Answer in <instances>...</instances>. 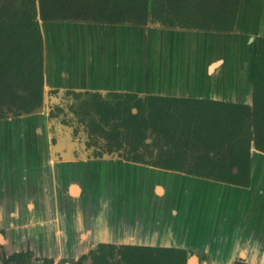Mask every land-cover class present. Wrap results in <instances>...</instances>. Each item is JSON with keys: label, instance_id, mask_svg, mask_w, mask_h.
I'll return each instance as SVG.
<instances>
[{"label": "crops", "instance_id": "crops-1", "mask_svg": "<svg viewBox=\"0 0 264 264\" xmlns=\"http://www.w3.org/2000/svg\"><path fill=\"white\" fill-rule=\"evenodd\" d=\"M243 2L234 29L228 31L38 15L42 110L0 118L3 247L35 246L39 253L64 261L76 260L99 243H137L182 248L187 259L195 256L196 264L199 259L204 264H264L263 151L250 145L247 185L212 178L194 181L198 175L191 174L194 188L181 186L174 192L157 179L161 191L144 194L149 201L134 193L135 200L121 199L110 207V171L120 176L129 167L133 173L139 163L87 156L66 131L51 124L46 103L50 90H74L251 105L256 39L264 36V0H247L239 23ZM127 33L132 34L130 41ZM167 36L169 47L161 46Z\"/></svg>", "mask_w": 264, "mask_h": 264}, {"label": "trees", "instance_id": "trees-1", "mask_svg": "<svg viewBox=\"0 0 264 264\" xmlns=\"http://www.w3.org/2000/svg\"><path fill=\"white\" fill-rule=\"evenodd\" d=\"M239 6L240 0H38L37 6L35 0H0V104H13L20 113L33 110L42 101L43 43L38 15L58 19L80 12L94 21L138 23L150 17L165 26L228 31L234 29ZM143 95L153 104L157 116H164L172 106L174 112L169 110V116L174 118V129L178 117L186 122L180 127L179 141L187 139L190 148L198 147V142L204 144L201 152L190 154L189 161L179 145L159 157L154 165L239 185L249 183L251 141L264 151L263 35L256 39L251 105L208 98ZM124 96V110L129 112L131 106L141 108L139 93L125 91ZM93 98L96 110L103 112L105 118L117 113L123 101L117 99L113 106L99 97ZM98 129L103 134L102 128ZM111 151L113 148L107 150ZM126 159L139 161L138 157ZM97 246L103 253L104 244ZM120 251L130 255L131 264L138 261L186 264L187 260L184 249L171 246L125 244ZM23 255L15 252L4 264H22Z\"/></svg>", "mask_w": 264, "mask_h": 264}, {"label": "flooded vegetation", "instance_id": "flooded-vegetation-1", "mask_svg": "<svg viewBox=\"0 0 264 264\" xmlns=\"http://www.w3.org/2000/svg\"><path fill=\"white\" fill-rule=\"evenodd\" d=\"M38 5V0H35ZM70 15H77V13L66 14V18ZM146 21H149L148 19ZM71 93L73 98L72 108L74 113L81 119L85 125V129L90 136L102 139V145L100 151H95L94 156H101L103 150L107 152L109 148H113V151H117V154L122 158H134L138 157L140 164H148L149 166H156L154 163L159 157L164 156L169 150H175L176 147L181 145V148L185 150L188 161L190 154L201 152L204 149V144L198 142V147L190 148L188 140L179 141L180 127L186 124L182 118L178 117L176 129H174V118L169 116L170 112H174L172 106L168 107V111L164 116H157L154 110L153 104L141 95V108L138 106H131L129 112L124 110V92L108 91L101 93L99 91H74L67 90ZM113 92H117L115 95ZM121 94V95H119ZM115 105L117 99L120 101L119 110L117 113L108 115L105 118L103 112H98L95 107V98ZM43 102V95L42 101ZM135 107V111L134 108ZM51 113V110H50ZM97 124L98 126H94ZM98 128H102L103 134ZM98 139V140H99ZM112 152V151H111ZM121 152V153H120ZM131 160V159H126ZM159 167V166H157ZM104 244V252L98 251V246L91 248L87 253L80 256L75 264H84L83 260L90 259V264H131L130 255H126L120 251L123 244ZM112 247H109V246ZM0 247L3 245L0 244ZM4 248V247H3ZM15 252L24 253V259L30 255V248L22 250H13L9 253L2 251L5 259L1 264H4L8 257ZM133 257V256H132ZM137 258V257H136ZM138 261L136 264H139ZM240 264H247L238 262ZM187 264V260H186ZM192 264H196V260H192ZM203 264V263H198Z\"/></svg>", "mask_w": 264, "mask_h": 264}, {"label": "rangeland", "instance_id": "rangeland-1", "mask_svg": "<svg viewBox=\"0 0 264 264\" xmlns=\"http://www.w3.org/2000/svg\"><path fill=\"white\" fill-rule=\"evenodd\" d=\"M2 2L6 0H1ZM37 6V3H36ZM78 19L81 20V18H84L83 15L80 12H77V15H70L68 18ZM85 19V18H84ZM149 19V18H148ZM127 40L130 41L132 38V34L127 33L126 34ZM165 40L161 39V46L169 47V36L164 38ZM189 40V39H188ZM188 45H193V41H188ZM46 103L49 106V112L50 113V119L51 124L53 126H59L62 128V131L70 135L71 140L76 143L79 148L86 153L87 156H94L95 151H100L102 145V139L92 137L89 135L87 130L85 129L84 123L81 121V119L74 113L72 108V102L73 98L71 97V93L67 91H61L56 92L55 90H50L49 94L47 96ZM134 111L136 110L135 107L133 108ZM18 109L15 105H11L7 102H3L0 104V113L3 114L2 118L10 117L9 114H13V116H19L22 113H17ZM12 116V117H13ZM1 118V117H0ZM66 133H63L62 136L66 141H69V137ZM99 139V140H98ZM121 153V152H120ZM94 154V155H93ZM101 156H108L110 158H117L125 161H132V160H126L122 158L120 155L117 154V151L112 152H106L103 150V153ZM100 156V157H101ZM144 166H149L148 164H144ZM151 166V165H150ZM160 182H147V184L141 180H136L132 177L129 178V175L123 174V176H118V174L114 171H110L109 176V206L113 207L117 204L119 200V196H121L123 191H121V188L123 190L125 189L127 191L128 196L132 195L136 190H139L140 186H144L146 189V192H148L150 195L153 193V190L156 189V186H159ZM146 186V187H145ZM148 195V196H150ZM135 200L134 198H127L125 201H131ZM144 201V200H143ZM129 205V204H127ZM132 205L126 206L128 209L131 208ZM30 248V255L24 259L23 264H75L76 260L78 259H70V260H58L56 257H49L47 255H44L35 246H23V245H6L3 247H0V264L2 263L3 259H5L4 255H2V251L9 253L14 250H22ZM84 264H90V259L83 260ZM199 263H204L203 261L199 259ZM21 264V263H20Z\"/></svg>", "mask_w": 264, "mask_h": 264}, {"label": "water", "instance_id": "water-1", "mask_svg": "<svg viewBox=\"0 0 264 264\" xmlns=\"http://www.w3.org/2000/svg\"><path fill=\"white\" fill-rule=\"evenodd\" d=\"M89 19H92V18H89ZM149 23L148 24H152V25H154V26H157V27H166L165 25H163V24H161L159 21H152L151 19H150V17H149ZM125 22H127V23H134V21H125ZM141 23H147L146 22V20L145 21H143V22H141ZM173 27H178V26H173ZM42 110V104H40L38 107H36V108H34L33 110H31V111H29V112H25V111H21L20 113H22L21 115H27V114H34V113H37V112H40ZM9 116L10 117H12L13 116V114H9ZM251 145H254V143H253V140L251 141ZM264 152V151H263ZM135 162V161H134ZM137 164H138V162H137ZM137 168H140L141 170H146V171H156V172H158L160 175H164L165 173H171V174H175V175H180V176H182L183 178H185L186 180H187V184H190V188L191 189H193L194 188V186H195V183L196 182H193L191 179H192V176H190L191 174H185V172L183 173V171H180V170H174V169H167V168H162V167H157V166H144L143 164H138V166H137ZM122 172V174H121V176H123V174H125V175H129V170L127 169L126 171H121ZM131 174V173H130ZM185 175H187V176H185ZM129 177H131L130 175H129ZM195 178H193V180L194 181H201L202 179H205V178H208V177H202V178H200V176L198 177V176H194ZM141 181H143V182H145L146 184H147V182H150L149 180H144V178H142L141 179ZM158 181H162V182H164V180L161 178H159L158 179ZM192 181V182H191ZM153 182H155V181H153ZM165 183V182H164ZM161 185V184H160ZM156 186V189H157V191H161L160 189H161V186ZM140 187H142V188H140L139 190H136V191H134L133 193H131L132 195H129L128 196V194H127V191L124 189L123 190V188H121V191H123V193L124 194H122L121 196H119L120 197V199H123V200H125V199H127V198H131V196H133V194L135 193L136 195L137 194H139V193H141V195L143 196L144 194H146V193H148V192H146V189L144 188V186H140ZM146 187V186H145ZM73 189H74V187H73ZM75 190V189H74ZM170 190V189H169ZM178 189H176V190H173L172 188H171V190L170 191H177ZM149 194V193H148ZM146 197H144L142 200H145V198L147 199V201H149V196L148 195H145ZM122 197V198H121ZM116 206V205H115ZM128 244H131V243H128ZM131 245H145V246H153V245H148V244H137V243H133V244H131ZM155 246H160V245H155ZM170 247V246H169ZM171 247H175V246H171ZM195 259V256L194 255H191V256H189L188 257V259H187V264H192V260H194ZM204 264V263H203Z\"/></svg>", "mask_w": 264, "mask_h": 264}, {"label": "bare ground", "instance_id": "bare-ground-1", "mask_svg": "<svg viewBox=\"0 0 264 264\" xmlns=\"http://www.w3.org/2000/svg\"><path fill=\"white\" fill-rule=\"evenodd\" d=\"M243 15H241V20L239 21V23H241L242 21H244V14H245V9H246V3L247 0H243ZM147 23H149V21H146ZM169 27V26H166ZM196 57V55H195ZM125 169L130 170L129 167H124ZM129 175L136 179V180H141L142 178H144V180H149V181H156L157 179H163L165 183H169V189L171 190V188L173 190L179 189L181 186L182 187H187L190 188V184H187V180L185 178H183L180 175H175V174H171V173H165L163 176L160 175L158 172L156 171H146V170H141L140 168H135V172L133 173H129ZM130 178V177H129ZM200 190L202 189V185H198L197 186ZM169 190V191H170ZM132 218L134 219V216L131 215Z\"/></svg>", "mask_w": 264, "mask_h": 264}]
</instances>
